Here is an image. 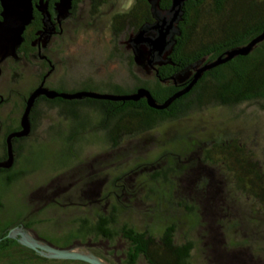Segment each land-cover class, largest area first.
<instances>
[{"label": "rangeland", "instance_id": "obj_1", "mask_svg": "<svg viewBox=\"0 0 264 264\" xmlns=\"http://www.w3.org/2000/svg\"><path fill=\"white\" fill-rule=\"evenodd\" d=\"M128 3L109 0L93 15L86 0L75 15L64 18L62 33L38 50L54 64L47 82L90 76L129 83L131 72L149 80L143 70L128 67L127 50L112 36L111 16ZM36 64L34 57L28 60L18 53L0 63V94L5 99L0 115L11 125L21 119L22 97L35 88L43 71ZM36 110L40 116L35 129L20 141L11 171L17 175L6 182L0 174V219H30L55 246L86 244L107 250L109 264H127L129 245L119 233L123 226L159 237L171 224L176 243L192 242V264H264V208L234 188L231 172L220 163L203 161L211 143L233 138L264 171V109L259 105L195 110L116 147L107 144L103 133L87 130L70 145L65 137L71 122L44 102ZM99 214L115 216L110 228L117 235L109 241L92 230H80L91 227ZM11 221L0 220V226ZM15 251L0 249V264H81ZM136 264L147 263L139 256Z\"/></svg>", "mask_w": 264, "mask_h": 264}, {"label": "trees", "instance_id": "obj_2", "mask_svg": "<svg viewBox=\"0 0 264 264\" xmlns=\"http://www.w3.org/2000/svg\"><path fill=\"white\" fill-rule=\"evenodd\" d=\"M53 1L49 0L50 6ZM148 3V0H135L132 9L135 26H131L130 30L136 29L144 21L152 20ZM160 3L162 7H167L170 0H161ZM33 27L37 28L35 23ZM178 27L180 34L175 36L176 43L169 55L175 66L158 79L154 77L148 80L135 75L133 83L121 86L111 82L94 85L89 80L74 89L76 92L92 89L99 94L127 95L138 88H145L158 103H164L185 88L192 77L176 83H163V80H168L173 73L204 56L208 55L207 62L226 49L247 44L264 29V0H187ZM25 49L27 53L29 50ZM48 70L50 67L43 70L42 77ZM50 86L57 92L67 89L60 84ZM41 100L33 106L32 120L39 118L40 111L36 107L40 102L51 108L58 106L59 114L71 122L69 134L65 137L70 145L87 130L90 133H103L110 147H116L123 140L145 133L161 123L181 119L192 111L208 106H236L250 102L264 109V40L248 54L237 55L206 70L187 91L161 109L150 107L143 97L116 101L89 97L82 100ZM82 109H87L88 115ZM35 125L36 121L32 129ZM206 157L231 172L234 187L264 208V171L244 145L236 139L222 140L207 150ZM101 220L95 224L96 229L97 226H107L113 222L115 216L109 214ZM90 230L94 232L95 229ZM121 232L133 250L132 255L129 254L130 249L127 254L130 264L139 256L148 264H192L189 261L192 242L176 243L174 224L168 225L159 237H154L148 231L136 232L127 226H123Z\"/></svg>", "mask_w": 264, "mask_h": 264}, {"label": "water", "instance_id": "obj_3", "mask_svg": "<svg viewBox=\"0 0 264 264\" xmlns=\"http://www.w3.org/2000/svg\"><path fill=\"white\" fill-rule=\"evenodd\" d=\"M187 0H170L167 7L160 6V0H148L152 21L143 22L134 32L129 33L124 41L125 49L131 50L136 66L149 76L153 75L156 67L170 63L169 55L176 43L175 36L179 35L178 23L182 19L184 3ZM0 63L8 57H16L18 48L23 41V32L33 19V11L37 9L42 16V28L36 32L37 37L32 44H37L38 50L45 47L51 36L55 33V23L51 19L47 1L37 0H0ZM71 0H57L54 5L55 22L60 25L61 21L69 15ZM264 40V29L247 44L234 46L224 50L216 58L205 61L203 57L189 64L181 70L173 73L163 83H176L192 77L189 84L174 93L164 103H158L151 93L145 88H138L135 92L127 95L99 94L95 91L57 92L40 85L31 90L25 100V106L20 119V130L8 136V156L0 162V167L8 168L12 165L13 156L10 147L11 137L27 136L30 132L29 113L39 96L47 99L60 97L63 99H81L84 97L108 100H137L145 98L150 107L161 109L166 107L174 98L187 91L202 74L210 68L224 63L237 55H246L256 45ZM19 242L39 252L42 257L48 259L81 260L89 264H107L102 258L84 247L74 245L59 247L44 241L28 232H18ZM9 236V235H7Z\"/></svg>", "mask_w": 264, "mask_h": 264}, {"label": "flooded vegetation", "instance_id": "obj_4", "mask_svg": "<svg viewBox=\"0 0 264 264\" xmlns=\"http://www.w3.org/2000/svg\"><path fill=\"white\" fill-rule=\"evenodd\" d=\"M36 1L37 0H33V2H36ZM45 1H47L48 10L50 11V14H51V19L55 23V33L51 36V38H52L53 36H56L57 34H61L62 33V23L63 22L61 21V23L59 25V24H57L55 22V19H54V16H55L54 5L57 2V0H54L52 2L51 6L49 5V0H45ZM84 1H86V0H71V7H70V10H69V15L70 16L75 15L78 5H80ZM88 1L90 2V8H91L90 13L94 15V14L98 13L101 10V8L105 4L108 3L109 0H88ZM134 4H135V0H133L132 4H130V6H128L127 9H125L124 11H117V12L113 13L112 16H111L110 26L112 28V36H114L115 38H118L119 46L123 45V47H124V41L128 37L129 33L136 31V29L143 23L142 22L136 29H132V30L129 29L131 26H133L135 24V18L133 16L134 13H133V10H132ZM148 6H149L148 7V11H149V13L151 15L150 4L149 3H148ZM160 6H161V3H160ZM151 19H152V16H151ZM150 21H152V20H150ZM144 22H146V21H144ZM33 23H35V27H37L36 25L38 24V27L34 28L33 27ZM124 24H125V27H122ZM41 28H42V16H41V13L37 9H34V11H33V19L26 26V28H25V30L23 32V38L24 39H23V41L21 42V44H20V46L18 48V54L20 56H22L23 58H27L29 60V58L34 57L38 61V64H36L35 66H37L39 72L42 69L43 70H47L48 67H50V69L54 68V64L52 63V61L50 60L48 55L44 54L45 56L41 57L42 54L38 53L37 44H35V45L32 44V41L37 37L36 32L38 30H40ZM51 38H50V40H51ZM22 47H23V49H21ZM25 48H27L29 50V51H27V53L25 52V50H26ZM126 50H127L126 61H127L128 67L130 68V66H134L135 70L141 72L142 71L141 68L136 66L135 63H134L133 55H132L131 50H128V49H126ZM204 57L208 58V55L204 56ZM169 58H170V56H169ZM174 66H175V63L172 62V60L170 59V63L157 66L155 73L153 75H149L148 77H151V78L156 77L158 79L160 77V75L166 74L171 69V67H174ZM49 71L50 70H48L47 74L49 73ZM47 74L44 75V77H42V73H38V75H37L38 83L35 86V88L38 87L40 85V83L43 81V86H45V87H47L49 89L53 90V88L50 86L52 84H57V85L60 84L61 86L67 87V89L61 90V91L59 90L58 92H76V90L74 89L75 86H77L79 84H82V83H85L86 81H89V80H91V84H94V85H95V83L104 84L106 82H111L115 86H117V85L121 86V85H125V84H131V83L134 82V79H135V75L132 72H131V75L129 74V76L132 78L129 83H127L125 80L123 82H114L112 80L102 81V80L94 79V78H92L90 76H82V75H81L82 77L80 76L81 78L73 77V79H72L71 77H66L67 74H65L63 76V77H66L65 79H58L56 81H52V83H48L47 82V78H48L49 75H47ZM86 91H95V90L90 89V90H86ZM26 97H22V107H23L22 111H23L24 106H25ZM55 98H58L60 100L63 99V98H60V97H55ZM41 99L52 100L54 98L47 99L44 96H39L36 99L35 103L37 101H39V100L42 101ZM82 99L83 98L75 99V100H82ZM63 100H74V99H63ZM4 101H5V99H3V97L0 94V108L3 106L2 104L4 103ZM204 108H207V107H204ZM204 108H202V109H204ZM32 109H33V107H32ZM32 109H31V111L29 113V121H30V132H29V134L27 136H21V137H15L14 136V137L10 138V147H11L12 156H13L12 165L10 167H8V168L0 167V174H1L2 178L5 179V181L6 180H11V179L15 178V176L17 175L15 172H11V171H12L13 167L15 166L16 162H17V158L19 156V151L22 149V147L20 146V141L25 139V138H27V137H29L32 134L33 130L35 129L36 125L34 126V129H32V127H33V125L35 124V121H36V120H32V118H31L32 117ZM51 109H56V111H57L58 106H54ZM39 116L40 115H38V117ZM170 121H172V120H170ZM162 124H164V123H161L160 125H162ZM20 128H21L20 120L17 123V125H15V124L11 125L6 117H1V115H0V162L2 160L6 159L7 156H8V143H7L8 136L11 133L20 130ZM227 139H233V138H224V139H221V140H218L216 142L211 143L210 146L207 149H205V156L203 155V161L205 162L207 160V161H209L211 163H214V162L211 161V159H208L206 157L207 150L211 149V147H212V145L214 143L220 142L222 140H227ZM237 141H239V140H237ZM239 143H240V141H239ZM237 191L240 192V190H237ZM55 193L56 192H52L50 194H46L44 196V198L52 196ZM240 193H242V192H240ZM0 207H1V198H0ZM104 216L105 215L99 214L97 216V218H96L97 220H95V222L92 223V224L90 223L91 227H89V228H86L85 226H80L81 232L86 233V231L88 229L90 230L91 228L93 230L94 229L95 230L98 229V231L95 232V230H94V232H95L96 235L101 236L102 240L106 239L107 241H109L110 239H113L114 236L117 235V233L110 228V224H112V223L114 224L115 220L113 222H110L107 226H102V227L101 226H99V227L97 226V229H96V225L95 224H97L98 220L103 219ZM0 220H15V221L4 223V224H2L0 226V249H6L7 248L8 250H10V248H14V251L16 250L15 253L17 255H19V254H21L23 252H26L28 254L30 253V255H33L36 258L48 259V258L42 257V255L39 252H37L36 250L31 249V248H29L27 246H24V245H22L19 242L20 235H19L18 232H24V233L28 232V233H30V234H32V235L44 240V241H47V240H45L43 238L42 235H40L37 232V229L34 228L35 222H29L30 219L28 220L27 218L18 219L17 217L16 218L0 219ZM86 222H87L86 220H82V223H86ZM106 233L108 235H106ZM119 233L121 234V236L123 238H125L123 236L122 232H119ZM7 235H9V236H7ZM126 241L128 242V245H129L127 250H126V252H125L126 263L130 264L129 261H128L127 254H128V250L130 249L131 245H130V242L127 239H126ZM70 245H74V246H78V247H84V248L90 250L91 252H93L94 254H96L97 256H99L100 258H102L107 264H109V262L107 260V250H105L104 252H100V251L94 250L93 249V245H86V244L85 245L84 244H79V245L70 244ZM132 253H133V250L130 249V253L129 254L132 255ZM137 259L134 261L133 264H136ZM58 260H68V259H58ZM222 260L224 262H226L227 256L225 255ZM71 261L79 262L81 264H89V263L81 261V260H71ZM237 263L239 264V262H237Z\"/></svg>", "mask_w": 264, "mask_h": 264}, {"label": "snow or ice", "instance_id": "obj_5", "mask_svg": "<svg viewBox=\"0 0 264 264\" xmlns=\"http://www.w3.org/2000/svg\"><path fill=\"white\" fill-rule=\"evenodd\" d=\"M130 4H131V0H129V3H128V5H126V7L130 6Z\"/></svg>", "mask_w": 264, "mask_h": 264}]
</instances>
